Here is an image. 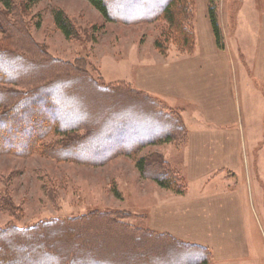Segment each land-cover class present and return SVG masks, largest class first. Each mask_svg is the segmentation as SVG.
Instances as JSON below:
<instances>
[{
    "label": "rangeland",
    "instance_id": "374dc122",
    "mask_svg": "<svg viewBox=\"0 0 264 264\" xmlns=\"http://www.w3.org/2000/svg\"><path fill=\"white\" fill-rule=\"evenodd\" d=\"M206 1L209 6V0ZM257 1L260 2L247 0V4L242 5L235 4L234 0H218L217 3L225 38V50L221 51L231 59L235 95L245 121L247 170L237 174L235 181L217 178L206 184L195 182L190 187L180 169L184 131L180 135L178 133L181 137L177 136L172 142L147 145L133 155L122 153L104 163L61 154L73 145V138L78 140L90 133L94 117L102 109L112 108L111 105L118 103L114 101L107 106L104 98L108 95L103 94V98L95 99L94 92L86 91L82 81L77 83L78 79H72L69 75L80 74L106 89L121 85L127 90H137L134 83L142 66L161 65L192 56L186 51L184 38L173 35L166 20L139 24L107 20L88 0H43L33 5L27 0H13L12 9L5 8L0 2V46L23 57L18 63L7 58L0 59L5 60L0 69L18 77L14 82L0 83V90L20 95L22 98L19 99L23 100L33 91L46 86L47 81L57 82L55 78L64 77L58 93L65 101L60 103L59 96L52 95L58 109L62 108L63 116L53 111L47 116L52 122L69 117L71 123L82 122L85 126L74 133L48 132L36 142L28 155L0 154V232L8 229L28 231L55 222L58 224L51 229H60V226L68 231L75 229L72 234L77 235V240L67 239L63 235L54 236V233L52 236L49 233L46 235L58 250L50 254L54 264L61 255L64 256V252L75 247L79 250L87 245L90 247L87 246L83 252L98 250L102 255L101 260L113 254L110 249L117 248H127L143 255L147 247L153 248L155 245L153 237L158 239L157 260L163 258L169 262L185 256L170 251L181 243L183 250L189 247L195 251V255L200 253L202 259H206L203 264H264V51L260 49L264 31H259L257 27L261 10L244 11V7ZM200 3L201 0H185L182 14V21H186L182 29L195 33L196 42L197 31L203 23L198 15ZM183 8L181 6L179 10ZM57 10H62L72 22L74 37L66 38L56 27L54 12ZM120 10L125 12L124 9ZM16 31L24 32L26 44H15L19 42L18 36H13ZM11 39L12 46L9 47ZM34 50L38 51L37 56L33 55L36 53ZM39 58L51 61L46 66L48 69L41 66L37 69L36 64L41 65L36 61ZM27 59L31 60V65L27 64ZM56 67L59 69L55 70ZM52 72L57 76L45 78L42 82L46 84L36 83L37 78ZM148 95L158 111L175 119L179 116L186 131V127L191 130L203 124L197 108L177 100ZM19 99L15 101L19 102ZM113 113L122 114L118 110ZM68 136H72V139ZM122 144H116L112 150L126 147ZM90 152L91 156H102L100 151L90 149ZM142 158L149 163L154 159L165 160L181 187L187 188L183 192H176L160 187L153 178L139 171L137 164ZM236 183L237 190L242 194L248 230L246 251L249 256L245 259L219 260L210 247L157 231L151 226L155 203L184 196L188 188L189 196L198 197L223 192ZM109 221L117 225L116 231L104 226ZM119 228L127 232L121 235ZM141 233L147 234L149 239L143 235L140 239ZM96 236L105 239V242L100 241L105 244L94 242ZM37 243H25L27 247L19 246V251H25L28 246H37ZM107 244L109 248L104 246ZM89 248H94V251ZM104 248L108 250L105 252ZM164 249L172 255L164 254ZM2 251L0 248V253ZM127 253H120L115 260L101 264H121V259L128 256ZM152 256L154 253L150 252L147 257L151 260L146 262L145 259L140 263L152 264Z\"/></svg>",
    "mask_w": 264,
    "mask_h": 264
},
{
    "label": "trees",
    "instance_id": "16d2710c",
    "mask_svg": "<svg viewBox=\"0 0 264 264\" xmlns=\"http://www.w3.org/2000/svg\"><path fill=\"white\" fill-rule=\"evenodd\" d=\"M27 1L30 5H33L43 0ZM88 1L107 20L111 21L115 20L125 24H139L141 22H152L158 19H164L169 23L173 30L171 31L173 35L176 34L178 37L184 38L188 55H193L196 52L197 42L195 39V33L190 31L187 33L182 29L184 22L186 24V21H182V14H184L185 11V0ZM0 2L7 9H12L13 7V0H0ZM217 3L218 0H209V15L217 46L220 50H225V38L220 25ZM181 6L184 8L180 11L179 7ZM136 8H138V10H135ZM120 9H124L125 12H121ZM54 22L56 27L66 38L75 36L73 24L62 10L54 12ZM13 36L14 38L17 36L19 38V42L15 44L22 45L23 43H27L23 31H16ZM8 44L9 47L12 46V39L9 40ZM35 52L36 53H33V55L37 56L38 51ZM6 58L18 63L23 57L11 49H7V47L3 48L0 46V59L3 60ZM2 60H0V65L5 63V60ZM36 61L41 63V65L34 63L37 65V69L41 67L48 69L46 68L47 64H51V61L45 58H39ZM30 63L31 60L29 61V59H27V64L31 65ZM58 69V67L55 68V70ZM47 74L43 77L37 78L36 83H39L40 85L46 84L45 82H42L45 78L57 76V73L54 74L53 72ZM69 77L72 79H78L77 83L82 81L81 84H83V88H85L86 91L89 90L96 94V96H94L95 99L96 97L99 99L103 98V94H106L105 96L108 95V97H106L107 99L104 98L107 102V106H110L108 104L114 101H118V103L116 106L111 105L113 106L112 108L102 109L100 113L94 117V123L91 125L90 133L86 137L77 140L76 138L72 139V136H68V138L72 139L71 141H73V145L67 150L64 149L61 152L64 156L76 159H88L92 160L90 162L95 163H104L122 153L133 155L134 152H139L147 145H155L161 142H172L183 131L184 134L182 136H185L186 143L188 129L186 127L187 131L185 130V127H183L184 125L180 122L182 120H179L178 118L179 116L177 117L178 119H175L173 116H167L163 112L158 111L155 103L151 101L152 98L145 92L134 88L127 90L121 85L106 89L99 84L87 80L86 77H83L80 74L78 76L69 75ZM16 78L18 77H14V75H10L8 72L0 69V83L14 82L16 81ZM55 79L57 82L50 80L49 82L47 81L48 84L46 86L33 91L23 100L19 99L22 98L20 95H11L0 90V154L11 153L18 156L28 155L31 153L36 142L50 131L54 130L59 133H74L81 127H85L82 122L71 123L72 119L69 117L61 118L57 122H52L53 120L50 121L47 113L52 111L56 112L59 116H63L62 108L58 109L57 103H55L56 101L52 98V95H60L58 90L63 83L61 80H64V77L62 79L61 77ZM58 98H60L58 99L60 103L65 101L64 97L59 96ZM16 99H19V102L15 101ZM117 110L118 112L121 111L122 114L113 113L117 112ZM64 111H66L65 108ZM74 115L79 116L77 114ZM178 133L179 135H177ZM118 143H123L122 145H125L126 147L112 150V148ZM6 145H9L10 147ZM81 146H83V148H81ZM90 149L97 152L100 151L102 156H91ZM98 154L99 153L96 155ZM137 167L144 176L149 175V177L153 178V180L162 188L176 192H183V190L187 188L186 186L185 188H182L184 186L181 187V184H179L175 176L171 174L172 170L165 160L158 161L154 159L149 163L146 159L142 158L139 160ZM55 224L58 223L43 224L28 231L12 229L1 231L0 248H2L3 251L0 253V264H54V259H52L50 254H55L58 250L54 244L49 242V235H46L49 233L52 236L54 233V236L60 237L63 235L66 236L67 239L74 238V240H77V235L72 234L75 229H70L68 231L67 229H64L63 226H60V229H51L56 227L54 226ZM104 226L109 227L108 229L110 231H116L115 227L117 225L112 223V221H109ZM118 231H121V235L122 233L127 232L122 228H119ZM142 235L146 238L149 237L147 234L141 233L140 239L142 238ZM104 240L105 239H101L100 236H96L93 241L99 243ZM157 240L158 239L153 237L155 245H153V248L147 247L145 252H143V255L136 251L133 252L132 250H126L127 248L121 250L117 248L115 250L110 249L113 254L106 257V260H101L100 258L102 255L98 250H96L97 252L94 251V248H89L94 252L84 253L83 251L85 248L87 246L90 247L85 244L86 247H82L79 250L75 247L72 250L70 249L69 251L64 252V256L61 255L56 261V264L107 263L110 262L109 260H115V256L120 253L124 254L126 251L130 254L127 253L128 256L121 259V264H141L140 262L145 259H147L145 260L146 262H149L151 258L147 256L150 255V252L154 253V256H152V258L154 257L152 264H203L205 262L204 260H206L202 259L203 256L200 253L198 255L196 254V256L194 253L195 251L188 249L189 247L183 250L182 248L184 246H182L181 243H178L179 245L176 244L174 250L169 249L172 253H183L185 256L179 257L180 260L176 259L169 262L164 261L163 258L157 260L155 259L159 251L158 245L156 244ZM6 242L7 246H5ZM33 242H38L36 244L37 246H32V248L28 246L25 251H19V248L27 247L25 243L33 244ZM104 246L109 248L108 244ZM192 247L194 248V246ZM110 248H112V244H110ZM106 250L108 249L104 248L105 252ZM163 251L164 254L168 255L169 253V255H172L170 251H166L165 249ZM98 259L100 260L98 261Z\"/></svg>",
    "mask_w": 264,
    "mask_h": 264
},
{
    "label": "crops",
    "instance_id": "0c3cea01",
    "mask_svg": "<svg viewBox=\"0 0 264 264\" xmlns=\"http://www.w3.org/2000/svg\"><path fill=\"white\" fill-rule=\"evenodd\" d=\"M259 1L244 7V11L260 9L257 27L264 31V0ZM246 2L234 0L240 5ZM198 15L203 23L197 31L195 54L180 61L142 66L134 83L147 94L199 110L203 124L187 128L188 137L181 149L180 169L189 187L217 178L235 181L237 174L247 170L245 121L235 95L232 62L217 46L208 1L201 0ZM260 49L264 51V39ZM237 186L236 183L223 192L198 197L189 196L188 188L184 196L155 203L151 226L210 247L219 260L245 259L249 256L248 230Z\"/></svg>",
    "mask_w": 264,
    "mask_h": 264
}]
</instances>
